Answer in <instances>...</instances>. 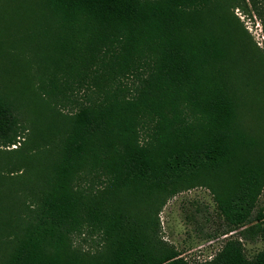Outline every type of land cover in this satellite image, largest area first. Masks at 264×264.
<instances>
[{
  "label": "trees",
  "instance_id": "trees-1",
  "mask_svg": "<svg viewBox=\"0 0 264 264\" xmlns=\"http://www.w3.org/2000/svg\"><path fill=\"white\" fill-rule=\"evenodd\" d=\"M230 4L264 30V0H0V28L33 30L44 113L36 154L24 152L31 138L10 148L21 126L0 89L4 164L28 174L22 200L0 187V264H264L242 242L264 243L263 139L244 120L264 82L246 77ZM196 186L221 221L205 235L237 233L201 262L154 227L165 199ZM84 233L99 237L92 249L75 245Z\"/></svg>",
  "mask_w": 264,
  "mask_h": 264
},
{
  "label": "rangeland",
  "instance_id": "rangeland-1",
  "mask_svg": "<svg viewBox=\"0 0 264 264\" xmlns=\"http://www.w3.org/2000/svg\"><path fill=\"white\" fill-rule=\"evenodd\" d=\"M227 14L234 18L237 24V28L234 29L238 36L241 65L246 77H249L250 81L259 79L264 82V30L260 21L253 14L245 13L239 6L233 7L231 4L227 6ZM32 31V28H0V89L5 90L15 100L21 126L20 145L17 143L10 148L21 147L24 140L31 138L28 148L24 150L27 155L36 154L34 136H31V132L44 114L41 115L36 106L43 97L35 90L38 54L30 47L34 44L30 40ZM257 106L254 115L246 114L244 120L248 128L252 132L259 133L263 139V144L256 151L257 155L262 156L264 155V100H260ZM69 111V106L63 110L64 113ZM7 149L0 146V173L7 178L0 187L9 188V193L16 188L14 193L22 200L19 186L23 185L28 174L25 170L22 173L15 170L13 176L9 174L10 166L4 163H11L14 156ZM28 187L29 183L23 190L27 191ZM8 206L10 203L6 197H0V208ZM257 208L264 211V187L258 197ZM154 218L158 222L154 224L156 235L179 250L181 255L191 262L210 259L225 239L237 235L235 231L227 235L220 233L210 237L205 235L218 228L221 221L209 189L203 186L183 190L168 197L158 207ZM6 241L7 237L0 239V263L8 249L5 246ZM98 241L99 237L96 234L84 233L74 236L75 245L83 250L92 249ZM242 242L247 257H252L264 249V243L259 238L253 241L242 240Z\"/></svg>",
  "mask_w": 264,
  "mask_h": 264
}]
</instances>
